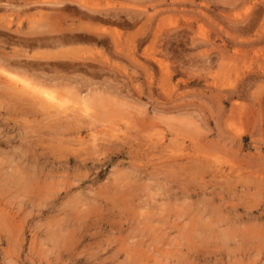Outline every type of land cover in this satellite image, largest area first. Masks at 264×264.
Listing matches in <instances>:
<instances>
[{
	"label": "rangeland",
	"instance_id": "obj_1",
	"mask_svg": "<svg viewBox=\"0 0 264 264\" xmlns=\"http://www.w3.org/2000/svg\"><path fill=\"white\" fill-rule=\"evenodd\" d=\"M42 1L0 0V68L56 55ZM83 1L137 22L58 110L0 85V264H264V0Z\"/></svg>",
	"mask_w": 264,
	"mask_h": 264
},
{
	"label": "bare ground",
	"instance_id": "obj_2",
	"mask_svg": "<svg viewBox=\"0 0 264 264\" xmlns=\"http://www.w3.org/2000/svg\"><path fill=\"white\" fill-rule=\"evenodd\" d=\"M162 1L165 0H161L160 2ZM41 3L54 5L55 7H53L54 9L52 10H56L55 12H39L35 22L42 26V31L39 35L29 39V44L34 43L38 49H58L54 56H38L40 58L39 60L56 59V61L52 62L47 61L50 67L46 70H48L49 73H54V75H51L52 78H49L46 77L44 73L42 74L39 72L38 74V72H35L38 70H45V67L41 66L39 60L31 63L22 61L10 62V60H8L5 63L6 65L0 68V71L3 72L0 74L5 73L4 79H0V85L3 84L6 89H10L12 95L24 96L26 101H31L35 97L38 99L49 98L52 101L57 99L58 104L49 102V107L58 110L60 107V98L54 95L53 92L55 91L53 88L56 89L58 86H62V84L68 82V79L71 77L62 73H71L72 71L78 72L80 70L88 72L93 70L92 66L86 64L84 61L79 62V60L72 55L75 48L85 44H108L107 35L109 36L110 33H112V39L114 33L117 35L120 31L117 27L112 31L108 29L107 31L103 28V25H117L123 28H127L128 26L134 27L138 15H130L124 17V19H120L117 13L92 6L88 2L86 4L83 0H47ZM187 25L191 26V21ZM182 37H184V35L178 32L176 38ZM197 45L198 44H195V46ZM30 73L33 75L30 80L23 78L22 75H28ZM25 94H30L32 99L27 98ZM80 97L82 100H86L85 96ZM15 179L18 178L15 177ZM26 180L27 179H25L24 182H26ZM221 234L223 238L221 244H228L227 242L232 238L227 235L226 231H223Z\"/></svg>",
	"mask_w": 264,
	"mask_h": 264
}]
</instances>
